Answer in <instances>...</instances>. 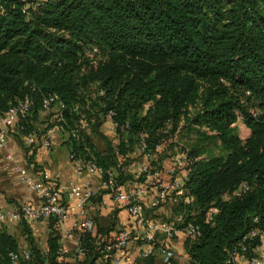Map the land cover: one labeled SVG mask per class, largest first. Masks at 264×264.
Listing matches in <instances>:
<instances>
[{
	"label": "trees",
	"instance_id": "16d2710c",
	"mask_svg": "<svg viewBox=\"0 0 264 264\" xmlns=\"http://www.w3.org/2000/svg\"><path fill=\"white\" fill-rule=\"evenodd\" d=\"M48 93L62 101L66 129L88 122L79 138L70 137L71 152L116 168L118 184L133 177L119 155L137 146L154 153L171 141L165 150L193 159L185 195L173 207L183 215L178 227L189 221L201 227L199 238L186 241L189 264H234L233 249L264 226V0H0V113L30 95L22 133L32 132L31 119ZM111 111L117 147L100 131ZM240 115L251 131L246 140L233 126ZM189 134L196 137L191 148ZM213 138L224 151L205 157L200 139ZM243 182L246 193L223 198ZM211 206L219 208L214 224L206 220ZM21 223L32 247L20 264H57L59 222L50 219L47 255ZM1 232L0 264H9L18 242ZM97 242L81 236L91 264ZM258 242L249 241V256ZM159 262L151 255L137 264Z\"/></svg>",
	"mask_w": 264,
	"mask_h": 264
},
{
	"label": "built area",
	"instance_id": "2783aa9c",
	"mask_svg": "<svg viewBox=\"0 0 264 264\" xmlns=\"http://www.w3.org/2000/svg\"><path fill=\"white\" fill-rule=\"evenodd\" d=\"M27 6L24 7V11ZM96 51L97 48H94ZM64 107L59 96L55 93L45 94L42 98V108L47 110L54 105ZM33 106V99L30 95L24 98L11 101L7 110L0 113V149L8 146L11 129L25 130V122ZM113 112H109L108 117L113 119ZM244 121L242 115L239 116ZM62 120L61 112L58 114V122L46 131L42 144L49 147L54 128L67 132L70 137L79 138L82 131L88 129V122L80 119L74 126L66 129L60 123ZM114 126L117 127L114 122ZM35 132L25 133V141L31 144L34 141ZM171 141L164 142L157 146L158 148L167 147ZM145 152V145L140 146ZM148 154V153H147ZM70 156L75 165L76 174L82 176L85 173L102 177V185L108 189L112 199L119 205H122L133 217L134 222L129 227L119 228L111 236L102 235L98 232L96 221L90 213V207L95 195V191L88 185L70 184L67 195L75 196L76 201L70 204L63 195V190L53 180H43L29 172L26 165L11 163L8 161L7 167L14 170L21 182L29 189L35 191L42 200L39 207L30 203H24L14 211L0 210V232L2 225L10 219L19 222H30L45 218H55L59 223H64L72 215V224L65 228L64 236L72 237L77 245L74 248L76 257L86 256V249L81 243V236L89 233L97 238V249L99 256L95 259V264H121V256L130 258L131 242L139 239V255L148 257L151 255L161 258L164 264H176V251L173 243L180 232L186 234L187 239L196 240L202 234L201 227L193 221L187 222L183 227H178V223L183 221V215H178L176 219H166L162 216L154 217L148 215L143 202L146 193L152 187H158L159 190L153 198L151 208L157 209L167 203H177L185 195V183L191 172L190 158L186 151L178 150L173 154V164L169 169H164L158 165H144L136 176L126 179L123 183L117 182L118 172L116 168L104 169L99 166L94 157L85 158L76 152H70ZM171 176L170 179L165 177ZM106 177V178H105ZM250 189L248 183L243 182L233 192H226L225 200L235 196H241ZM185 200L192 201V198L186 197ZM217 206H211L206 213V220L210 224L215 223V216L218 213ZM257 220V218L255 219ZM135 233V234H134ZM159 235L162 236L160 239ZM258 239L259 242L252 247L253 253L248 255L250 248L249 241ZM69 249L66 246L59 248V257L64 256ZM30 250L13 251L10 253V264H20L22 258L29 259ZM231 259L234 264H264V226L256 227L250 230L239 244L231 252ZM57 264H60L58 261ZM82 264V263H80Z\"/></svg>",
	"mask_w": 264,
	"mask_h": 264
},
{
	"label": "crops",
	"instance_id": "0c3cea01",
	"mask_svg": "<svg viewBox=\"0 0 264 264\" xmlns=\"http://www.w3.org/2000/svg\"><path fill=\"white\" fill-rule=\"evenodd\" d=\"M60 107L56 104L47 110H41L36 117L31 119V124L34 128L35 137L34 141L29 144L25 141V133L18 129H11L9 135V143L5 148L0 149V210L14 211L24 203H30L33 206L39 207L42 200L39 195L25 186L19 179V175L7 167L8 161L15 164H23L29 168V172L43 180H53L63 190L65 199L72 205L76 201L75 196L67 195L70 184L88 185L94 191L95 195L90 207V213L97 224V230L102 235L111 236L116 230L122 227H129L133 224L134 219L130 216L128 211L122 206L117 204L110 196L108 189L102 185V177L85 173L82 176L76 174L74 162L71 159V141L67 132L54 128L51 144L45 147L42 144L43 137L48 129L53 128L58 122V114ZM243 122L238 117L234 123L238 124ZM249 132L250 129L247 127ZM100 131L112 141L114 147L119 143V136L117 129L114 126L112 118L107 117L102 124ZM103 149V144L100 145ZM178 153V149L165 150L164 146L158 148L154 153H144L139 146L135 147L126 156L119 155V161L124 164V169L128 174L136 176L140 169L150 164L153 166L158 165L165 170L169 169L173 164V154ZM171 176L166 175V179ZM159 188L152 187L144 196V205L146 212L151 216H162L174 220L177 214L171 212L175 203H167L157 209L151 208L153 198L156 196ZM227 195H223V198ZM31 230V237L33 245L36 246L42 254L47 255L49 252V235H50V219L45 218L36 221L27 222ZM72 224V215L64 223H59V230L61 238L59 240L60 246H66L69 249L64 256L58 258L60 264H91L87 261L86 256L76 257L74 248L77 242L72 237L64 236L65 228ZM106 231L105 233L103 231ZM108 230V231H107ZM2 232L7 233L16 238L18 242V249L16 251L31 250L32 243L28 239V234L23 232L22 223L10 219L2 225ZM1 232V233H2ZM103 232V233H101ZM135 234V233H134ZM160 239L162 238L159 235ZM186 234L180 232L176 239H174V249L176 251L177 263L183 259L189 260L186 249ZM141 243L139 239L131 242L130 258L127 259L121 256V264H137L138 260L142 257L139 255L138 245ZM9 252V264L10 253ZM24 259V258H22ZM96 261V260H95ZM95 261L92 264H95ZM48 261L45 262L47 264Z\"/></svg>",
	"mask_w": 264,
	"mask_h": 264
},
{
	"label": "rangeland",
	"instance_id": "374dc122",
	"mask_svg": "<svg viewBox=\"0 0 264 264\" xmlns=\"http://www.w3.org/2000/svg\"><path fill=\"white\" fill-rule=\"evenodd\" d=\"M243 102L245 104H247L250 109H255V106L256 105H255V101L254 100H249L248 98L245 97V98H243ZM234 127L237 130L236 133L242 139L246 140L250 136V132L247 129V125L245 124L244 121L243 122H240L238 124H235ZM191 135H193V136H191ZM188 137H189V140L191 138L190 143L188 144V147L191 148L192 139H195L196 137L194 136V134H189V135H186L185 136V138H187V139H188ZM94 141H95V144L99 148H100V145H102V144H103V146L105 145L104 142H103V140L100 139V138H98L97 136H96V138H94ZM201 143H202V145L205 146V149H204L205 150V153L203 155L205 157L208 156V155L213 156L215 154H221L224 151L223 148L220 146V142H218V140L215 139V138L210 139V140H204V139L201 140L200 139V144ZM207 146H208V149H207ZM171 212H174L173 207L171 209ZM159 264H162V263L159 262ZM178 264H189V260L183 259L182 261H179Z\"/></svg>",
	"mask_w": 264,
	"mask_h": 264
}]
</instances>
